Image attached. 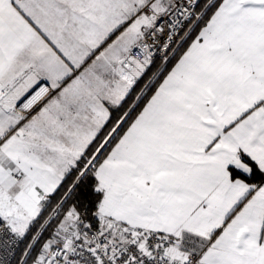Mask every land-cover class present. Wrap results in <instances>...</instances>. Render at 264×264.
Returning a JSON list of instances; mask_svg holds the SVG:
<instances>
[{"label":"snow or ice","instance_id":"obj_1","mask_svg":"<svg viewBox=\"0 0 264 264\" xmlns=\"http://www.w3.org/2000/svg\"><path fill=\"white\" fill-rule=\"evenodd\" d=\"M0 264H264V0H0Z\"/></svg>","mask_w":264,"mask_h":264}]
</instances>
